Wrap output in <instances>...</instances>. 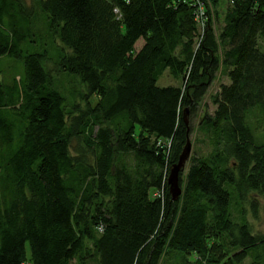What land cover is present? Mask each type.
Wrapping results in <instances>:
<instances>
[{
	"label": "trees",
	"instance_id": "obj_1",
	"mask_svg": "<svg viewBox=\"0 0 264 264\" xmlns=\"http://www.w3.org/2000/svg\"><path fill=\"white\" fill-rule=\"evenodd\" d=\"M207 1L201 35L194 6L176 0H0V57L25 72L16 100L0 91V264H159L166 250L203 256L211 237L228 240V264H264L244 213L252 194L264 201V0H231L217 35L220 0ZM39 17L49 47L22 56L43 36ZM50 47L86 109L53 87ZM221 68L229 83L200 122L211 150L180 172L174 201L184 117ZM166 71L183 85L159 87Z\"/></svg>",
	"mask_w": 264,
	"mask_h": 264
},
{
	"label": "rangeland",
	"instance_id": "obj_2",
	"mask_svg": "<svg viewBox=\"0 0 264 264\" xmlns=\"http://www.w3.org/2000/svg\"><path fill=\"white\" fill-rule=\"evenodd\" d=\"M26 7L30 6L32 3L31 0H22ZM231 3V0H220L217 5L211 6L212 14V28L214 33L217 35L223 27V20L225 13ZM39 21L36 24H33L31 27V32H34L36 35L41 36V38H36L37 46H30V43H21L20 50L22 56L28 53H39L44 50L48 45L49 36L47 37L46 30H44V25L42 19L39 17ZM35 39V38H33ZM142 41L139 40L135 45V50H137ZM56 45L61 47V44L56 41ZM25 47V48H24ZM65 52L70 55V51L65 49ZM49 59L43 60L41 65L44 71L48 74L52 81L53 87L59 90L66 98L67 107L70 109L72 106H77L80 109L84 110L87 108V103L82 97L85 95L86 90L83 84L80 83V80L77 77L65 75L57 67L55 63L56 53L51 49L49 51ZM24 63L23 59L16 57L3 56L0 57V91L5 92L8 99L16 100V86L19 87L20 78L24 77ZM184 81L182 79L174 80L169 76L166 71L158 80L157 85L159 87L165 86H178L181 87ZM229 80L227 78V71L224 68H221L215 79L212 81L211 85L204 98L201 100L199 105L196 108L195 114L187 115L186 119L191 129V133L188 137L190 142L191 151L188 160L185 163V167L182 173V180L185 179L187 169L190 165V162L193 158H198L201 156H206L210 152L209 142L207 136L200 129V122L205 115H212L216 106L213 104V97L218 92L222 84H228ZM93 103V99H89ZM73 154V151H71ZM158 193L155 191L153 196H157ZM251 203H254L257 208L256 215L252 213ZM244 213L247 219L248 224L252 230L253 234L264 235V201L257 197L255 194H252L250 201L246 200L244 203ZM212 243L210 246H207V251L205 254L198 255L194 252L189 253H176L171 250H166L165 254L160 260L159 264H228L227 260L232 256L233 250L228 247V240L224 238L211 237L209 239ZM89 245V243H87ZM26 250L29 254V247L26 245ZM29 264V263H28ZM242 264H252V259L250 257L246 258Z\"/></svg>",
	"mask_w": 264,
	"mask_h": 264
},
{
	"label": "water",
	"instance_id": "obj_3",
	"mask_svg": "<svg viewBox=\"0 0 264 264\" xmlns=\"http://www.w3.org/2000/svg\"><path fill=\"white\" fill-rule=\"evenodd\" d=\"M184 119L186 120V117H184ZM190 151V142L187 140L185 146L181 151V154L178 157L177 163L171 166L167 177L168 192L171 196V199L174 201L177 200L182 193V189L179 184V174L185 167V163L190 156Z\"/></svg>",
	"mask_w": 264,
	"mask_h": 264
},
{
	"label": "built area",
	"instance_id": "obj_4",
	"mask_svg": "<svg viewBox=\"0 0 264 264\" xmlns=\"http://www.w3.org/2000/svg\"><path fill=\"white\" fill-rule=\"evenodd\" d=\"M178 3H183L185 5H193L195 8V21L197 27L202 35L203 29H205V23L209 21L208 19V7L210 9V4L207 0H176ZM211 12V10H210Z\"/></svg>",
	"mask_w": 264,
	"mask_h": 264
}]
</instances>
